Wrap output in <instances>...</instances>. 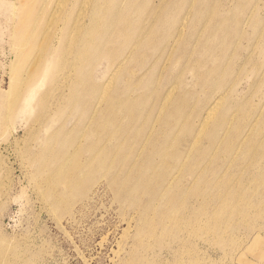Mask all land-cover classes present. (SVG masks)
I'll use <instances>...</instances> for the list:
<instances>
[{"label": "rangeland", "instance_id": "374dc122", "mask_svg": "<svg viewBox=\"0 0 264 264\" xmlns=\"http://www.w3.org/2000/svg\"><path fill=\"white\" fill-rule=\"evenodd\" d=\"M125 2L0 0V264H264V0Z\"/></svg>", "mask_w": 264, "mask_h": 264}, {"label": "bare ground", "instance_id": "6f19581e", "mask_svg": "<svg viewBox=\"0 0 264 264\" xmlns=\"http://www.w3.org/2000/svg\"><path fill=\"white\" fill-rule=\"evenodd\" d=\"M74 1V4H79V3H81L82 4V6L84 7L83 8V10H82V16L80 17V18H76L75 19V21H74V23L72 24L73 26H72V28H71V30H72V34H70V32H69V34H70V36H71V38H73L74 37V35L75 34H80V33H82V34H90V33H92V31L94 30V28H96V29H98V27L100 26V22H99V20L101 19V18H105L108 22H107V24H108V30H110V29H112L114 26H117L118 28L120 27V32H124V30H125V25H126V18L128 17V6H129V3H127V2H125V0H119L117 3H113V2H111L110 0H73ZM73 5V4H72ZM72 7V6H71ZM72 9V8H71ZM83 20H86V21H88V22H90V23H92L93 21L95 22V26H93V28H92V26L90 27H85V25L84 26H81L80 24H83L82 23V21ZM80 23V24H79ZM125 23V24H124ZM184 21H181V23L179 24V28H178V32L176 33L177 35H176V37L174 38V41H173V43H175L176 41H177V38H178V36L181 34V31L183 30V27H184ZM124 25V26H123ZM151 25V24H150ZM66 26H64V28H65ZM63 28V29H64ZM117 30V29H116ZM145 31L142 33V35H140L135 41H134V43L132 44L133 46H143V44H145V42H144V40H146L145 38L149 35V34H151V31L148 29V28H146V29H144ZM176 31V30H175ZM184 44V43H183ZM148 45V44H147ZM169 45V44H168ZM173 45V44H172ZM177 46V45H176ZM134 49L136 48V47H133ZM118 50V49H117ZM130 51H132V50H130ZM130 51H129V53H130ZM82 53H83V55L85 56V54H84V49H82V51H81ZM186 52V51H185ZM178 53V52H177ZM128 53L127 54H125L119 61H118V63L114 66V68L112 69V71H111V75H110V77L109 78H107L106 79V81H104V83H103V85H102V87L100 88V97H105V96H107L108 94H109V86H110V83H111V80L113 79V77L115 76V74L117 73V71L121 68V66L123 65V63H124V61L125 60H127L128 59ZM156 55V54H155ZM173 55V54H172ZM185 56V55H184ZM187 56V55H186ZM75 57H76V59H78V57H79V50H78V47H77V50H76V53H75ZM155 57V56H154ZM85 58V57H84ZM152 59H153V57H152ZM165 59V58H164ZM111 68V67H110ZM135 76V75H134ZM155 76H156V74H155ZM154 78V77H153ZM139 82V81H138ZM94 83V82H93ZM136 84H137V82H135ZM154 83V82H153ZM152 83V84H153ZM91 84H92V82H91ZM139 84V83H138ZM137 84V85H138ZM231 84V83H230ZM81 85V84H80ZM86 86H87V84H85ZM92 86V85H91ZM100 86V85H99ZM230 86L231 85H228V87H227V89L226 90H224L221 94H219V97H217V99H215L214 100V102L208 107V109L206 110V112H205V115H204V117H203V119H202V121H201V123H200V127H199V131L197 132V134H196V136H195V139L193 140V142L190 144V146L191 147H194V145H195V143L200 139V136H201V134L205 131V129L207 128V126H208V124L210 123V121L212 120V117L214 116V114H215V112L217 111V109H218V107H219V105H220V103H221V100L223 99V97L225 96V95H227V92H228V90H229V88H230ZM149 87H150V85H149ZM148 87V88H149ZM124 88V87H123ZM174 88V86L173 87H171V88H169L167 91H166V98H169L170 97V93H171V91H172V89ZM151 89V88H150ZM155 90V89H154ZM144 91L145 90H143V93H144ZM149 92V91H148ZM99 93V92H98ZM113 93V92H112ZM140 93V92H139ZM142 93V92H141ZM142 93V94H143ZM151 93H152V91H151ZM115 94H117L116 92H115ZM115 94H113L114 96H115ZM150 95V94H149ZM156 95V94H155ZM157 95H158V92H157ZM122 96V95H121ZM143 96H144V94H143ZM142 96V97H143ZM159 97V96H158ZM173 97V96H172ZM115 98V97H114ZM119 98V97H118ZM123 98H124V96H123ZM122 98V99H123ZM90 99V98H89ZM93 99V98H92ZM91 99V100H92ZM95 99V98H94ZM111 99V98H110ZM116 99V98H115ZM128 99H130V97H128ZM135 99V98H134ZM145 99V98H144ZM114 100V99H113ZM130 100H132V99H130ZM150 100V99H149ZM155 100V99H154ZM86 101V100H85ZM93 101V100H92ZM115 101V100H114ZM118 100H116V102H117ZM133 101V100H132ZM131 101V102H132ZM135 101V100H134ZM157 101V100H156ZM90 102V101H89ZM88 102V103H89ZM94 102V101H93ZM105 102V101H104ZM123 102H124V100H123ZM129 102V101H128ZM130 102V103H131ZM150 102V101H149ZM149 102H147V103H149ZM107 102H105V104H106ZM119 103H122V101H120V102H118L117 103V105L120 107L121 106V104L119 105ZM110 104V103H109ZM108 104V105H109ZM113 104V103H112ZM132 104V103H131ZM139 104H142V103H139ZM104 105V104H103ZM130 105V104H129ZM128 105V106H129ZM146 105V104H145ZM114 106H116V104H114ZM122 106H123V104H122ZM143 107H144V105H142ZM147 106V105H146ZM103 107V106H102ZM106 107H107V105H106ZM111 107V106H110ZM126 107V106H125ZM133 107H134V105H133ZM136 107H138V106H136ZM136 107H134V108H136ZM150 107V106H149ZM112 108H113V106H112ZM123 109H124V107H122ZM121 108V109H122ZM134 108H133V110H134ZM142 108V107H141ZM152 108V107H151ZM109 109V108H108ZM144 109H145V107H144ZM100 110L102 111V110H104V109H101L100 108ZM113 110V109H112ZM116 110V109H115ZM120 110V109H119ZM149 110H151L150 108H149ZM168 111H170L169 109H168ZM99 112V111H98ZM114 112V111H113ZM117 112H119V111H117ZM121 112V111H120ZM144 112V111H143ZM142 112V113H143ZM150 112V111H149ZM107 113H108V115L110 114L109 112H108V110H107ZM106 113H103L102 115H105ZM119 114V113H118ZM136 115V114H135ZM144 115V114H143ZM146 115V114H145ZM225 113L224 112H222V114L221 115H219V116H217L216 117V119L214 120L215 122H218L221 118H224L225 117ZM127 116H129V114L127 115ZM126 116V117H127ZM107 117V116H106ZM129 118V117H128ZM134 117H132V119H131V121H133L134 119H133ZM124 121H125V119H123ZM129 120V119H128ZM143 121V120H142ZM128 123H129V121H127ZM135 122V121H134ZM133 122V123H134ZM141 123V122H140ZM129 125V124H128ZM126 126V125H125ZM124 130V129H123ZM121 131V130H120ZM117 132H119V130L117 131ZM123 132H126V131H123ZM107 133V132H106ZM113 134V133H112ZM118 134V133H117ZM117 134H115L114 133V135H117ZM138 134V133H137ZM76 134H74V137H76L75 136ZM78 137H80V136H78ZM105 137V136H104ZM77 138V137H76ZM100 138V137H99ZM101 138H103V136L101 137ZM108 138H109V136H108ZM127 138V137H126ZM136 138V137H135ZM71 140H73V139H71ZM82 140V139H81ZM107 139H105V141H106ZM117 140V139H116ZM132 140H135L134 139V137L132 138ZM212 137L210 136L209 137V139H208V143L206 144V147L204 148V149H206V148H210L211 146H212ZM102 141V140H101ZM108 141H110L109 139H108ZM107 141V142H108ZM112 141V140H111ZM128 141V140H127ZM131 141V140H130ZM71 142V141H70ZM116 142V141H115ZM124 142V141H123ZM75 143H76V141H75ZM94 143H95V141H94ZM101 143V142H100ZM105 143V142H104ZM112 143H114V142H112ZM134 143V142H133ZM96 144V143H95ZM122 144V143H121ZM127 144V143H126ZM74 145V144H73ZM87 145V144H86ZM89 145H91V144H89ZM94 145V144H93ZM104 145V144H103ZM133 145V144H132ZM92 146V145H91ZM105 146V145H104ZM131 146V145H130ZM94 147V146H93ZM113 147L115 148V146L113 145ZM113 147L112 148H110V149H113ZM119 147H120V145H119ZM102 149V147H99L98 149ZM132 148V147H131ZM145 148V147H144ZM89 149V148H88ZM103 149H105V147H103ZM162 149V148H161ZM183 149V148H182ZM185 149V148H184ZM93 150V149H92ZM108 150V149H107ZM114 150V149H113ZM113 150H112V152H113ZM124 150H126L125 148H124ZM139 150V149H138ZM143 150V149H142ZM164 150V149H163ZM162 150V152H164ZM129 151V150H128ZM141 151V150H140ZM93 152V151H92ZM102 152V151H101ZM106 152V151H105ZM111 152V151H110ZM116 152H118V151H116ZM123 152V151H122ZM147 152V151H146ZM156 152V151H155ZM91 153V152H90ZM89 153V154H90ZM115 153V152H114ZM125 153V152H124ZM141 153V152H140ZM142 153H143V151H142ZM141 153V154H142ZM152 153H153V151H152ZM157 153H158V151H157ZM160 154H161V151L159 152ZM159 153H158V155H159ZM92 154V153H91ZM90 154V155H91ZM100 154L101 153H99V154H96L95 155V157H91V158H89V160H86V164L85 165H81V167H78V168H75V171H82V170H84V169H90L89 167H88V163H93L95 160H97V161H99L98 160V158H99V156H100ZM118 154V153H117ZM156 154V153H155ZM89 155V156H90ZM104 155V154H103ZM102 155V156H103ZM107 155V154H106ZM106 155H105V157H106ZM111 155V154H110ZM163 155V154H162ZM161 155V156H162ZM173 155V154H172ZM101 156V157H102ZM124 156H126V155H124ZM138 157H139V153H138V155H137ZM152 156V155H151ZM156 156H157V154H156ZM160 156V155H159ZM160 156V157H161ZM116 157H119L120 158V156H117L116 155ZM133 157V156H132ZM141 157V156H140ZM143 157V156H142ZM148 158H150V157H148ZM152 158V157H151ZM154 158V157H153ZM156 158V157H155ZM172 158V157H171ZM174 158V157H173ZM94 159V160H93ZM107 159V158H106ZM109 159V158H108ZM138 158H136V160H137ZM90 160H93V161H90ZM103 160V159H102ZM123 160V159H122ZM140 160V159H139ZM160 160H162L163 161V159H160ZM169 160V159H168ZM121 161V160H120ZM135 161V160H134ZM144 161H145V159H144ZM149 161V160H148ZM171 161V160H170ZM173 161V160H172ZM101 162V161H100ZM99 162V163H100ZM125 162H127V161H125ZM140 162V161H139ZM154 162H156V160L154 161ZM174 162V161H173ZM95 163V162H94ZM98 163V164H99ZM102 163V162H101ZM107 163V162H106ZM124 163V162H123ZM136 163V162H135ZM147 163H149V162H147ZM158 163V162H157ZM156 163V164H157ZM165 163H166V161H165ZM164 163V164H165ZM172 163V162H171ZM176 163V162H175ZM109 164H110V162H109ZM108 164V165H109ZM119 164V163H118ZM130 164V163H129ZM128 164V165H129ZM133 164V163H132ZM164 164H162L161 163V165H163V166H165ZM91 165V164H90ZM101 165V164H100ZM115 165V164H114ZM125 165V164H124ZM134 165H136V164H134ZM145 165V164H144ZM143 165V166H144ZM103 166V165H102ZM102 166H100V167H102ZM106 166V165H105ZM111 166H113V165H111ZM117 166V165H116ZM137 166V165H136ZM157 166V165H156ZM171 166H173L174 167V165H171ZM180 166H181V163L180 164H178L177 163V165H176V169L177 170H179L180 169ZM99 167V166H98ZM109 167V166H108ZM122 167H124V166H122ZM126 167H127V165H126ZM129 167V166H128ZM130 167H132V166H130ZM153 167V166H152ZM151 167V168H152ZM170 167V166H169ZM168 167V168H169ZM107 168V167H106ZM118 168V167H117ZM120 168V167H119ZM125 168V167H124ZM143 168V167H142ZM146 168V167H145ZM144 168V169H145ZM155 168V167H154ZM157 168V167H156ZM167 168V169H168ZM108 169V168H107ZM109 169H111L112 170V168H109ZM121 169V168H120ZM123 169V168H122ZM132 169H133V167H132ZM163 169H165V168H163ZM106 170V169H105ZM114 171H115V169H113ZM117 170H119V169H117ZM116 170V171H117ZM127 170V172H128V170H129V168L128 169H126ZM134 171H135V169H133ZM140 170H141V168H140ZM149 170V169H148ZM151 170V169H150ZM154 170V169H153ZM156 170V169H155ZM169 170V169H168ZM90 170H88V172H89ZM101 171V170H100ZM102 171H103V169H102ZM107 171V170H106ZM106 171H105V173H106ZM109 171V170H108ZM125 170H123V172H124ZM143 171V170H142ZM114 173V172H113ZM116 173V172H115ZM138 173V172H137ZM140 173V172H139ZM147 173V172H146ZM158 173V172H157ZM107 175H109L110 176V174L107 172L106 173ZM112 174V173H111ZM117 174V173H116ZM125 174V173H124ZM123 174V175H124ZM141 174V173H140ZM142 174H144V173H142ZM141 174V175H142ZM152 174V173H151ZM113 175V174H112ZM112 175H111V178H112ZM149 175V174H148ZM147 175V176H148ZM160 175H163V173L162 174H160ZM140 176V175H139ZM150 176H152V175H150ZM156 176V175H155ZM158 176V175H157ZM115 177V176H114ZM142 177V176H141ZM108 178V177H107ZM110 178V179H111ZM139 178V177H138ZM118 179V178H117ZM140 179V178H139ZM146 179V178H145ZM152 179V178H151ZM163 180V179H162ZM161 180V181H162ZM165 180V179H164ZM143 181H145V180H143ZM142 181V182H143ZM147 181H148V179H147ZM166 181V180H165ZM112 182H114V181H112ZM167 182V181H166ZM118 183V182H117ZM115 185V184H114ZM201 193V192H200Z\"/></svg>", "mask_w": 264, "mask_h": 264}]
</instances>
